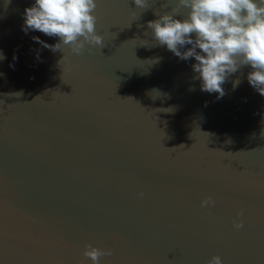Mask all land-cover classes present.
<instances>
[{
  "label": "water",
  "instance_id": "1",
  "mask_svg": "<svg viewBox=\"0 0 264 264\" xmlns=\"http://www.w3.org/2000/svg\"><path fill=\"white\" fill-rule=\"evenodd\" d=\"M34 2L0 0V264H92L89 244L113 249L100 264H264V96L251 67L222 98L202 91L195 59L148 28L176 0H98L104 47L80 55L22 31Z\"/></svg>",
  "mask_w": 264,
  "mask_h": 264
},
{
  "label": "clouds",
  "instance_id": "2",
  "mask_svg": "<svg viewBox=\"0 0 264 264\" xmlns=\"http://www.w3.org/2000/svg\"><path fill=\"white\" fill-rule=\"evenodd\" d=\"M134 3L139 8L147 7V0H134ZM97 6L98 0H35L24 10L22 31L25 34L30 30L39 31L49 37H58L59 42L54 45L32 37L53 52L61 50L62 45L70 46L76 55L82 54L89 45L103 48L104 37L96 31ZM180 9H188L182 20L175 18ZM148 28L158 45L166 46L182 60L195 59L192 67L201 80L202 91L218 93L217 98H222L225 95L223 85L229 77L241 67L250 66L248 82L264 96V0H176V7L148 21ZM186 45L191 47L181 51ZM4 59L6 56L0 52V61ZM239 83L235 81L234 87ZM139 195L142 197L143 193ZM214 205L211 197L200 203L201 208ZM243 214L241 211L237 215ZM233 227L242 229L243 220L234 218ZM112 254L113 249L91 244L82 253L92 264H100L102 257ZM207 264H223V260L214 255Z\"/></svg>",
  "mask_w": 264,
  "mask_h": 264
}]
</instances>
